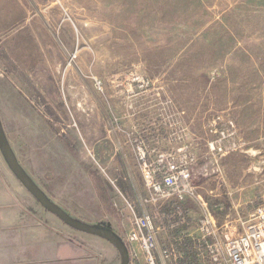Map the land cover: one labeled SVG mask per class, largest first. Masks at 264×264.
<instances>
[{
	"label": "rangeland",
	"instance_id": "1",
	"mask_svg": "<svg viewBox=\"0 0 264 264\" xmlns=\"http://www.w3.org/2000/svg\"><path fill=\"white\" fill-rule=\"evenodd\" d=\"M220 115L241 146L218 157ZM0 118L53 203L121 238L143 189L134 140L175 146L183 127L200 198L236 235L264 205V0H0ZM0 159L27 209L50 214ZM95 244L100 264L121 263Z\"/></svg>",
	"mask_w": 264,
	"mask_h": 264
},
{
	"label": "built area",
	"instance_id": "2",
	"mask_svg": "<svg viewBox=\"0 0 264 264\" xmlns=\"http://www.w3.org/2000/svg\"><path fill=\"white\" fill-rule=\"evenodd\" d=\"M209 127L218 135L207 141L211 154L224 156L240 148L233 120L220 115ZM184 132L182 127L170 133L166 140L175 146L165 148L160 136L153 148L142 136L134 140L143 189L137 202L127 203L129 264H264V205L241 222L236 235L229 224L218 226L194 183L198 159L184 143ZM196 207L202 211L197 219L191 212Z\"/></svg>",
	"mask_w": 264,
	"mask_h": 264
},
{
	"label": "crops",
	"instance_id": "3",
	"mask_svg": "<svg viewBox=\"0 0 264 264\" xmlns=\"http://www.w3.org/2000/svg\"><path fill=\"white\" fill-rule=\"evenodd\" d=\"M25 204L19 182L0 159V264H100L95 243L112 245L94 235L98 241L90 242L55 214L41 218Z\"/></svg>",
	"mask_w": 264,
	"mask_h": 264
},
{
	"label": "water",
	"instance_id": "4",
	"mask_svg": "<svg viewBox=\"0 0 264 264\" xmlns=\"http://www.w3.org/2000/svg\"><path fill=\"white\" fill-rule=\"evenodd\" d=\"M0 150L5 157L10 169L24 187L41 203V205L50 213L55 214L68 226L94 236H98L110 242L121 257L120 264H129L130 254L127 245L122 238L116 233L92 226L85 222L79 221L71 217L64 209L53 203L45 192L35 183L25 169L20 165L10 143L7 140L6 133L0 118Z\"/></svg>",
	"mask_w": 264,
	"mask_h": 264
},
{
	"label": "trees",
	"instance_id": "5",
	"mask_svg": "<svg viewBox=\"0 0 264 264\" xmlns=\"http://www.w3.org/2000/svg\"><path fill=\"white\" fill-rule=\"evenodd\" d=\"M119 236V235H118ZM125 239L124 238H122V241H124ZM125 242V244L127 245V243H126V241H124ZM128 246V245H127ZM129 250V249H128ZM128 254H130V253H128Z\"/></svg>",
	"mask_w": 264,
	"mask_h": 264
}]
</instances>
